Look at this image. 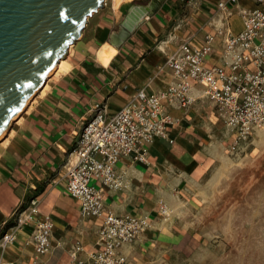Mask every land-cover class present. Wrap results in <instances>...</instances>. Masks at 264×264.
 I'll list each match as a JSON object with an SVG mask.
<instances>
[{"label":"crops","instance_id":"0c3cea01","mask_svg":"<svg viewBox=\"0 0 264 264\" xmlns=\"http://www.w3.org/2000/svg\"><path fill=\"white\" fill-rule=\"evenodd\" d=\"M181 1L162 0L127 40L114 41L129 9L152 0H105L70 46L65 70L51 73L0 141V233L33 198L39 202L37 219L54 224L51 250L37 264H76L75 247L85 250L80 260L99 248L103 219L83 217L81 204L66 191L82 121L98 105L114 115L138 91L160 94L177 83L167 59L187 39L202 45L207 34L216 36L208 66H223L225 37L217 33H240L241 11L256 8L254 0H204L212 9L202 5L201 12L186 14ZM191 95L196 101L188 108L165 104L172 118L167 137L155 139L147 162L122 160L118 170L127 187L105 194L106 213L150 220L141 240L124 248L127 264H191L202 247L204 190L216 164L228 157L232 138L204 87L194 85ZM33 231L32 225L24 228L0 249V264H34Z\"/></svg>","mask_w":264,"mask_h":264},{"label":"built area","instance_id":"2783aa9c","mask_svg":"<svg viewBox=\"0 0 264 264\" xmlns=\"http://www.w3.org/2000/svg\"><path fill=\"white\" fill-rule=\"evenodd\" d=\"M254 1L255 9L241 11L240 33H217L225 37L223 66H208L216 36L207 34L202 45L187 39L167 59L177 83L160 94L138 91L114 115L108 114L106 106L98 105L82 121L70 154L75 156V162L67 172L66 191L81 204L83 217L102 218L103 222L98 250L89 254L88 260H80L78 256L85 250L75 247L71 256L76 264H127L124 248L138 243L150 228L147 216L106 213L105 194L127 187L125 174L118 170L122 160L147 162L155 139L167 137L172 118L165 104L192 106L196 100L191 90L196 84L202 85L232 138L231 153L240 151L264 127V0ZM220 8L225 9V4H220ZM38 205L33 198L17 209L0 233V249H6L17 240L20 231L32 225L34 264L50 252L54 229L48 218L37 219Z\"/></svg>","mask_w":264,"mask_h":264},{"label":"water","instance_id":"95a60500","mask_svg":"<svg viewBox=\"0 0 264 264\" xmlns=\"http://www.w3.org/2000/svg\"><path fill=\"white\" fill-rule=\"evenodd\" d=\"M162 0H152L149 15ZM105 0H0V137L82 37ZM119 32L130 34L126 23ZM137 28V27H136ZM128 32V33H127Z\"/></svg>","mask_w":264,"mask_h":264},{"label":"rangeland","instance_id":"374dc122","mask_svg":"<svg viewBox=\"0 0 264 264\" xmlns=\"http://www.w3.org/2000/svg\"><path fill=\"white\" fill-rule=\"evenodd\" d=\"M181 3L186 14L201 12L202 5L212 9L204 0ZM199 225L204 241L191 264H264V127L216 164Z\"/></svg>","mask_w":264,"mask_h":264},{"label":"bare ground","instance_id":"6f19581e","mask_svg":"<svg viewBox=\"0 0 264 264\" xmlns=\"http://www.w3.org/2000/svg\"><path fill=\"white\" fill-rule=\"evenodd\" d=\"M119 3H121L122 1H124V0H117ZM128 1V0H127ZM119 5V4H118ZM140 7H142V6H140ZM152 9V6H144L143 8H138V9H135L132 13H131V15H130V17H129V19H128V21H127V23H126V27H127V29L129 30V31H134L135 29H136V27H138V25L141 23V22H143V20L145 19V18H147L148 16H149V11ZM125 19V18H124ZM128 33V32H127ZM120 35L121 36H127V34L126 33H121V32H118V33H115L114 35H113V40L115 41H119L120 40ZM56 69H57V71L58 72H60V71H64L65 70V59L63 58V59H61L60 60V62L58 63V65L56 66V68H55V70L54 71H56ZM53 71V72H54ZM52 72V73H53ZM34 98V97H33ZM29 103V102H28ZM27 103V104H28ZM27 104L23 107V109L19 112V114L14 118V120L15 119H17V117L20 115V113L26 108V106H27ZM9 127H10V125L8 126V128L6 129V131L1 135V137H0V141L5 137V135L8 133V131H9Z\"/></svg>","mask_w":264,"mask_h":264}]
</instances>
